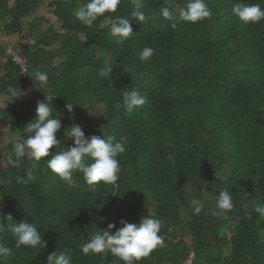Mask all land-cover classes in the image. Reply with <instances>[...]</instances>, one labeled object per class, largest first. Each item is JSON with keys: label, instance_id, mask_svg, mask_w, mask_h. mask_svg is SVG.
<instances>
[{"label": "trees", "instance_id": "1", "mask_svg": "<svg viewBox=\"0 0 264 264\" xmlns=\"http://www.w3.org/2000/svg\"><path fill=\"white\" fill-rule=\"evenodd\" d=\"M42 1L0 0V32L21 34L23 21ZM88 2L56 0L55 22L34 19L28 75L10 60L0 81L4 91H38L37 99L0 111L18 138L6 154L0 148V223L7 227L9 214L14 223L34 222L47 245L16 249L5 228L0 242L13 254L3 264H47L56 251L69 252L73 264H123L111 253L84 255L80 246L110 223L138 224L149 214L162 222L165 246L138 264H185L192 253L191 264H264V218L253 210L264 205V22L243 24L231 11L234 3L264 7V0H206L210 18L178 21L175 28L161 8L178 10L189 0H141L143 23L131 16L133 0H121L115 13L91 27L76 18ZM117 17L132 23L133 35L123 42L110 31ZM145 47L155 51L142 61ZM108 68L109 76L101 75ZM38 71L48 74L46 88L34 80ZM132 89L147 96L146 105L116 111ZM45 94L62 125L61 145L51 153L74 146L65 135L73 123L90 136H112L126 146L115 184L89 185L83 173L62 180L45 162L51 156L23 158L19 167L8 163L15 158L14 143L30 135L24 130ZM28 172L36 180L18 184L16 177ZM221 191L232 194L229 219L214 215ZM193 199L204 204L199 215Z\"/></svg>", "mask_w": 264, "mask_h": 264}, {"label": "clouds", "instance_id": "2", "mask_svg": "<svg viewBox=\"0 0 264 264\" xmlns=\"http://www.w3.org/2000/svg\"><path fill=\"white\" fill-rule=\"evenodd\" d=\"M167 2V0H166ZM121 4V0H89V2L76 12V18L84 25L91 27L93 23L105 13H115ZM134 11L131 16L143 23L146 20L144 5L141 0H133ZM243 24H258L264 22V7L260 3L245 4L234 3L231 9ZM162 16L170 21L172 28L177 26L176 22L197 23L210 18L213 15L206 0H189L186 7L175 9L173 7H162ZM132 23L127 18L117 17V21L111 25V34L117 37V42H123L133 35ZM154 49L145 47L140 53V59L146 61L154 55ZM111 68L101 75L109 76ZM35 82H40L42 88L48 84L46 72H36ZM45 93V92H44ZM20 91L15 97L19 98ZM46 95V94H45ZM50 96L46 95L44 101L37 102L36 117L25 128L29 133L26 140L14 143L13 152L15 158H10L8 163L19 167L23 158L40 161L42 158L51 156L45 162L48 168L57 174L62 180L71 181L74 173H83L87 184L95 185L100 182L115 184L119 180L120 162L118 157L126 152V146L122 142H114L112 136L103 134L93 135L90 138L80 125L68 127L65 135L74 141V146H68L66 150L51 153L53 148H59L61 141L57 139V133L61 129V121L58 114L54 115V108L49 103ZM147 103V96L139 89H132L123 93L122 104L118 101L114 108L120 111L123 108L128 113L142 108ZM73 105L67 103L68 111L71 112ZM57 117V118H54ZM89 159L92 161L89 163ZM36 176L28 172L25 176H17L18 184L26 185L34 182ZM194 214L199 215L204 204L199 199L192 200ZM217 211L214 215H223L229 219L227 213L234 208L232 194L228 191H221L215 205ZM255 213L264 218V205L257 203L254 206ZM9 221L7 227L0 223V232L9 228L15 238V248L22 246L26 248H46V242L42 239L35 223L27 221L14 223L12 216H7ZM251 219V216H248ZM122 227L116 228L114 223L108 225V229L92 235L87 241L81 244V252L84 255L111 253L123 264H138L142 259L148 257L157 248L165 246L164 237L160 234L162 222L152 215L142 216L138 224H130L121 221ZM115 231L113 232V230ZM13 254V249L3 242H0V264L6 261ZM47 264H73L69 252L56 251L48 256Z\"/></svg>", "mask_w": 264, "mask_h": 264}, {"label": "crops", "instance_id": "3", "mask_svg": "<svg viewBox=\"0 0 264 264\" xmlns=\"http://www.w3.org/2000/svg\"><path fill=\"white\" fill-rule=\"evenodd\" d=\"M55 1L56 0H52L48 2L47 0H43L42 3L39 5L38 9L32 12L23 21V32L21 34L17 33L12 35H4L2 32H0V81L7 75L6 64L8 61H10V58L6 53V49L9 46H12L16 49L18 53L27 58L29 54L28 51L31 50V47L35 42V38L33 37V32L30 27L31 23L34 19L37 18H46L48 20H51L52 22H55L57 20L54 15ZM48 9H50V12ZM4 90L5 89H0V111L5 112H7L8 110H12L14 107L22 106L26 104L29 100L37 99L38 96V91L36 90V88L32 87H19L17 89L8 88L7 91ZM19 91L21 93H26V95H21L19 98L15 97L16 93ZM5 127L8 128V131H10L9 126L4 122L3 117L0 115V129ZM11 134L15 138H17V136H15L13 133ZM1 142H3V140L0 137V148ZM11 143L9 142V144Z\"/></svg>", "mask_w": 264, "mask_h": 264}, {"label": "rangeland", "instance_id": "4", "mask_svg": "<svg viewBox=\"0 0 264 264\" xmlns=\"http://www.w3.org/2000/svg\"><path fill=\"white\" fill-rule=\"evenodd\" d=\"M48 2H50V1H52V0H47ZM49 10V12H50V9H48ZM0 133H1V135H0V137H1V139L3 140V142H1V149H2V151H3V153L4 154H6V152H8V144H9V142L11 143V141L12 142H15V141H17V139L18 138H15L11 133H10V131H8V128H1L0 129ZM184 218H185V216H184ZM227 234H228V237L229 236H232L233 234H234V231L233 230H231V229H228L227 230ZM230 254H231V250H230V248H227L226 250H225V256L226 257H229L230 256ZM190 259L187 261V263H185V264H191V260H192V258H194V254L192 253L191 255H190Z\"/></svg>", "mask_w": 264, "mask_h": 264}, {"label": "built area", "instance_id": "5", "mask_svg": "<svg viewBox=\"0 0 264 264\" xmlns=\"http://www.w3.org/2000/svg\"><path fill=\"white\" fill-rule=\"evenodd\" d=\"M6 53H7L8 57L10 58L11 62L21 70V73L24 76H27L28 75V70H29V65H28V62L25 59V57L22 56L20 53H18L16 51V49L14 47H12V46H9L6 49ZM73 125H77V124L73 123ZM84 133H85V136L87 138L91 137L85 131H84Z\"/></svg>", "mask_w": 264, "mask_h": 264}]
</instances>
